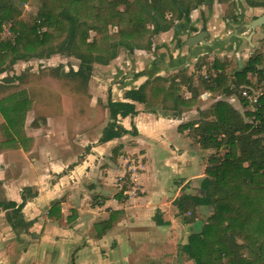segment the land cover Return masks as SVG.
Wrapping results in <instances>:
<instances>
[{
    "label": "crops",
    "instance_id": "0c3cea01",
    "mask_svg": "<svg viewBox=\"0 0 264 264\" xmlns=\"http://www.w3.org/2000/svg\"><path fill=\"white\" fill-rule=\"evenodd\" d=\"M197 12L183 20L187 24L191 20L189 27L182 28L175 20L171 29L155 35L150 51L135 50L152 55L131 59L136 71L146 75L131 78L127 86L117 83L127 68L123 55L107 65L97 64L99 69L95 67L93 73L97 71L99 84L91 85V81L85 89L72 87L64 92L61 86L56 91L35 85L34 91L43 96L31 98V86L16 90L9 83L0 85V105L5 111L0 110V264H193L178 248L197 228L181 221L173 201L183 193H198L213 152L202 148L186 125L198 121L199 111L218 100L239 111L242 108L236 94L206 90L195 82L196 72L205 80L219 72L212 63L200 68L191 63L216 49L217 38H222L218 35L214 41L191 47L184 43L199 30L194 19ZM263 34L264 28L255 29L250 50ZM180 38L183 43L173 45ZM240 39L235 38L238 43ZM230 40L224 43L231 44ZM17 61L19 66L24 62ZM57 66L61 65L51 69ZM184 66L191 68L187 75ZM18 72L10 71L9 76ZM172 72L176 82L181 79L176 87L184 89L176 90L181 101L178 110L160 106L164 102L170 107V100L162 99L161 93L152 96L148 107L121 95L147 79ZM250 76L247 87L254 90ZM188 87L197 88V94L192 96ZM18 91H26L28 102L22 103L14 127L8 125L7 108L13 104L10 94ZM109 96L112 101L133 102L137 114L118 116L116 123L128 132L101 141L104 128L113 121L106 107ZM136 155L141 160L138 170L133 163ZM127 167L136 171L134 195L126 190L123 194L116 186V177Z\"/></svg>",
    "mask_w": 264,
    "mask_h": 264
},
{
    "label": "trees",
    "instance_id": "16d2710c",
    "mask_svg": "<svg viewBox=\"0 0 264 264\" xmlns=\"http://www.w3.org/2000/svg\"><path fill=\"white\" fill-rule=\"evenodd\" d=\"M26 2L37 9L35 17L22 14L21 5ZM203 2L0 0V27L3 22H10V30L14 34L12 39L5 38L0 42V73L5 71L1 66L8 57H11L10 64L13 65L17 60L25 61L33 56L48 58L53 54H63L77 58L79 66L76 71L62 72V75L79 76L87 82L94 64H109L117 57L120 48L129 52L150 49L155 35L171 29L175 20L188 19L190 12ZM245 2L251 7L264 6V0ZM120 5L122 9H119ZM89 19L100 25H89ZM108 26L115 27L116 31H109ZM40 27L45 29L40 31ZM92 30L94 35L89 40ZM31 35H35L36 44L42 50L37 55L30 40ZM260 53L254 51L232 79L225 73L223 63L214 60L212 68L219 72L214 78L202 79L201 87L220 90L226 95L236 94L247 105L238 89L251 85L248 74H255L257 82L264 84V65L261 64L264 55ZM176 78L172 77L168 88L159 89H154L152 84L158 80L167 82L166 79H147L137 88L126 90L124 98L148 107L152 96L157 97L161 93L162 99L170 100V107L167 104L162 107L178 110L181 101L176 93V85L181 79L176 82ZM229 82L232 86L228 85ZM188 88L192 96L197 94V88ZM27 98L25 94H13V104L7 108L8 125L16 127L22 103L28 102ZM133 102L107 100L106 107L113 121L104 128L101 141L128 132L116 123V118L136 115ZM0 110L5 113L1 105ZM199 113V120L186 126L190 127L202 148L215 151L208 157L205 176L199 184L200 191L197 194L183 193L173 204L184 223L192 221V218L186 217L187 212H192L194 219L201 217L197 212L198 207H211L212 213L199 231L188 236L182 249L195 264H264V93H261L259 105L254 111L242 113L227 101L218 100ZM210 116L212 119H209ZM245 117L251 120L246 121ZM221 148H225L222 155ZM157 222L163 223L159 219ZM239 239L241 242H238ZM244 248L253 255L240 254Z\"/></svg>",
    "mask_w": 264,
    "mask_h": 264
},
{
    "label": "rangeland",
    "instance_id": "374dc122",
    "mask_svg": "<svg viewBox=\"0 0 264 264\" xmlns=\"http://www.w3.org/2000/svg\"><path fill=\"white\" fill-rule=\"evenodd\" d=\"M187 1L189 4H196V2H197V0H187ZM205 1H206V3H204L203 5H199L197 8H195L194 11L192 10L193 12L192 11L190 12V16L195 11L200 10L201 13L197 12L194 19L197 20L199 29L205 28L207 31L209 30L210 34L207 35L206 41H212L218 35H220L222 38H217V41L215 42L216 49L214 48V50H209V51L204 52L201 55H199L198 60L197 59L195 61L193 60V62L191 63V67H193V65H195L196 67L200 68L204 63L208 64V63L214 62V60H217V61H220L221 63H223L225 73H228L232 79V76L234 75V73L238 72L242 67H244V65H246V62L249 59V56L252 55V53L254 51H260L261 52L260 54L264 55V46H263L264 43L262 42V38L264 37V34H263V36H261L259 38H256V39L254 38L255 41L257 42V46L255 47V49L250 50V44L247 40L240 39L239 43H238V41L235 40L236 37L234 36L235 35L234 33L235 32L237 33V31L242 32L246 35L247 33H249V30L248 29H246V30L242 29L243 30L242 31L241 29H239V27H237V28L232 27V25L230 23H235V24L237 23L240 25H243L244 23H248L252 18H254L255 16L260 15L261 13L264 12V6H262V7H251V6L247 5L245 0H224L223 2H221L220 0H209V1L205 0ZM24 4H26V5H24ZM212 4H213V6H212ZM21 6H22L21 7L22 14L30 15L32 17L36 16L37 9L34 6L30 5L29 2L23 3ZM122 7L123 6L120 5L119 9H122ZM167 15L171 17V14L169 12H167ZM206 19H208L210 21H208V23H207ZM217 21H221L219 26L217 25ZM190 22H191V20H190ZM87 23L89 25H96V26L100 25L99 22H94V21H91L90 19L88 20ZM176 23L178 25H180V27H182V28H187V26L189 27V23L187 24L183 20H179ZM212 23L215 25L214 27H213ZM10 27H11V23H9V22H3L1 24L0 36L3 39H5V38L12 39V37L14 36L13 32L11 33V30H9ZM44 29H45L44 27L39 28L40 31H43ZM108 30L111 32H115L116 28L112 27V26H108ZM190 32L191 31H189L187 34L189 35ZM193 33H196V32H192V34ZM229 34H231V40H230L231 44H225L224 41L228 37ZM93 35H94V31L92 30V31H90L89 40H91L93 38ZM30 40L33 44L35 51H36L35 55H37V53H41L42 50L36 44L35 35H31ZM183 40H184V38L182 40L180 38L179 40L174 42L173 45H177L178 41H181L183 43ZM251 41H253V40H251ZM57 45L58 44L54 45V48H56ZM229 45H231V46H229ZM232 46L235 47V50H239L240 53L236 54V51L232 50ZM151 49H152V47H151ZM229 49H230V51H229ZM136 50L150 51V49H136ZM43 52H45V51L43 50ZM118 55H123V59H124V57L126 58V60H127V62H126L127 66L126 67H128L127 69L129 71L133 72L136 70V68L134 66H132L131 59L135 60L136 57L138 58L139 56L142 57L143 55L148 56V55H152V54L150 52H136L135 50L133 52H129L126 49L120 48ZM10 61H11V57H8L6 62L3 64V66H1V67L5 68L6 72L2 73L3 75L2 74L0 75V85H2L3 83L4 84L9 83V84H11V86H14L16 90L20 89L21 87H24V86H31L32 88L31 89L29 88V93H30V95H32V96H30L31 98L43 96V93H39V92L34 91L35 88L33 89V87L35 85L43 87L44 89H45V87H47L46 89H56V91H59L57 89H59L58 87L61 86V87H63L64 92H69L72 90V87H75L76 89H78V88L82 89V87L84 86V89H85V86L87 87V85L91 81H92L90 83L91 85L93 83L99 84V81L96 78V76H97L96 72L97 71L95 73H93L94 68L97 67V64L93 65V68H92V70L90 72V76H89L90 80L88 81V83L85 82L79 76L70 75L68 77H62V74H61L62 70H60L61 67L64 71L72 72L71 70L77 69V67L79 66V60L75 57H70V56L61 54V55H52L51 57H48V58L42 57V59H41V58H38L36 56H33L30 59L25 60L22 64H20V66L18 64H16V62H18V61H16L13 65L10 64ZM59 64L61 65L60 68L57 66V68L51 69V66L59 65ZM261 64L264 65V59L262 60ZM210 66L211 65H208V67H210ZM208 67L203 68V71H206ZM109 68L110 67H108V68L104 67V69H109ZM186 68H187V72L186 73L184 72L185 75H187V73H189L191 71L190 66H186L185 69ZM10 71H12L13 73L15 71H19L18 72L19 74H18V76H15L14 74H13V76H9ZM122 72H124V70ZM109 73H111V72H109ZM175 73L176 72H172L168 76H162V77H167V78H165L167 80V82L164 83V81H162V80L156 81L155 83L152 84L154 86V89H159L160 87L161 88H168V85H169L168 81H170L172 79V75H174ZM184 74H182V75H184ZM5 75H7V77ZM194 75H195L194 78H195L196 84L200 85L202 82V78L206 79V78H204V76L200 77L199 72H196ZM250 77H251V81L253 82L252 88H254V90H251L248 87H246V88L249 91H251V93H254L258 97L259 95H261L262 92L264 93V88H263L264 84L257 82V78H256L255 74L250 76ZM143 79H144V77H143ZM110 82H111V79H110ZM187 82H188V80H187ZM242 89H243V86L242 87L240 86L238 89V93ZM105 90H106V88H105ZM176 90L184 91V89H182V87H179ZM15 93H20V91L15 92ZM23 93H25V95H27L26 91H23ZM123 93L124 92L121 91V95H123ZM13 94L14 93H12L10 95H13ZM110 97L111 96H109L108 98L110 99ZM165 104L166 103L163 102L160 106L165 105ZM168 104H170V103H168ZM241 105H242V108H240V110L242 113L246 112V111H254L256 109L255 106H253L251 104L249 105L248 102H247V105H245L244 101H241ZM155 108H157V110H159V112H161V113L165 112L159 106H156ZM168 112H170V111H168ZM209 119H212L211 116L209 117ZM245 120L249 121V120H251V118L245 117ZM208 150L212 151V152L215 151L212 149H208ZM220 152H221L220 155L224 154L225 148H221ZM206 153L207 152H205L204 154H206ZM209 155H208V157H209ZM140 162H141L140 158L137 157V155H136L133 158V163L137 167L136 170H138V168H139L138 165ZM132 174L136 175V171H133V168L130 169L127 167L126 171H123L122 174H120L119 176L116 177V186L121 193L124 194V191L126 190L128 192H131L130 193L131 195L135 194L136 190H135V192H133V189L131 187H130V189H128V186H127L128 181H130V179H133L131 177ZM124 177H127V178H124ZM127 179H129V180L127 182H125V180H127ZM135 183L136 182H134V183L131 182V184H129V185L131 186V185H134ZM136 189H138L137 186H136ZM198 191H200V190H198ZM197 212L201 216V217H199L198 220H196V218L194 219L192 212L186 213V217L188 219L192 218V221L190 223H184V224L187 225V227L192 226V227L197 228V229H194L193 232H191V234L196 232V231H199L202 228V226L206 223L208 216L212 213V209H211V207H206V206L198 207ZM195 215H197V213H195ZM238 242H241V240L239 239ZM178 250L181 253L184 252L181 247H179ZM239 253L242 255H245V256H252L253 255L249 251V249H247V248L241 249ZM188 260H189V258H188ZM193 264H195L194 261H193Z\"/></svg>",
    "mask_w": 264,
    "mask_h": 264
},
{
    "label": "water",
    "instance_id": "95a60500",
    "mask_svg": "<svg viewBox=\"0 0 264 264\" xmlns=\"http://www.w3.org/2000/svg\"><path fill=\"white\" fill-rule=\"evenodd\" d=\"M232 25V27L237 28L239 27V29H243L249 30V33H247L246 35H244L242 32H235L234 36L235 37H240L242 39L247 40L248 42H251V36L253 35V33L255 32L256 28H264V12L261 13L260 15L255 16L254 18H252L248 23H244L243 25L240 24H235V23H230ZM242 30V31H243ZM207 36V31L206 30H201L199 32H197L196 34L190 35L186 40H185V44L188 47H191L195 44L198 43H206V38ZM231 38V34L228 35L227 39Z\"/></svg>",
    "mask_w": 264,
    "mask_h": 264
},
{
    "label": "built area",
    "instance_id": "2783aa9c",
    "mask_svg": "<svg viewBox=\"0 0 264 264\" xmlns=\"http://www.w3.org/2000/svg\"><path fill=\"white\" fill-rule=\"evenodd\" d=\"M9 30H10V28H9ZM1 41H2V37L0 36V42ZM0 51H1V49H0ZM240 94L249 104H251V105H253L255 107L257 105H259V97H260V95L257 97L254 93H251V91H249L247 88H243L240 91ZM133 170H134V168H133ZM131 177L133 179H130V181H128L129 179H127V180H125V182L128 181V183H127L128 189H130V187H131L133 189V192H135L136 188L134 186H136L137 184L135 183L134 185H131V186L129 184H131V182L132 183L136 182L137 181V176L135 174H132ZM124 178H127V177H124Z\"/></svg>",
    "mask_w": 264,
    "mask_h": 264
},
{
    "label": "flooded vegetation",
    "instance_id": "af4514ba",
    "mask_svg": "<svg viewBox=\"0 0 264 264\" xmlns=\"http://www.w3.org/2000/svg\"><path fill=\"white\" fill-rule=\"evenodd\" d=\"M207 1H209V0H207ZM209 6V5H208ZM201 30H206L205 28H203V29H199L197 32H199V31H201ZM207 31V30H206ZM196 32V33H197ZM195 33V34H196ZM207 35H208V31H207ZM207 37V36H206ZM205 40H206V38H205ZM184 43H185V41H184ZM182 44V42L181 41H178V44L176 45V46H179V45H181ZM199 44V43H198ZM212 46H214V45H212ZM128 68V67H127ZM126 68V70H124V73L120 76V78H118V80H117V83H119V85H125V86H127L128 85V82L130 81V79L132 78L133 79V77H138L139 75H146L144 72H138V71H133V72H131V71H129L128 69Z\"/></svg>",
    "mask_w": 264,
    "mask_h": 264
}]
</instances>
